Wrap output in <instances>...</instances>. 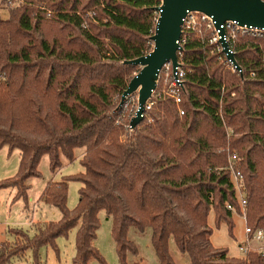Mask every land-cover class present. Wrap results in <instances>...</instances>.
<instances>
[{
	"label": "trees",
	"instance_id": "1",
	"mask_svg": "<svg viewBox=\"0 0 264 264\" xmlns=\"http://www.w3.org/2000/svg\"><path fill=\"white\" fill-rule=\"evenodd\" d=\"M0 16V150L20 151L17 173L0 180V190L16 188L29 201L28 180L39 177L48 154L52 171L62 155L85 170L50 181L40 201L57 207L61 219L37 227L30 236L9 228L15 243L0 242V264H11L77 228L73 264H106L95 246L105 211L113 220L118 256L128 263L139 248L131 228L152 230L159 264H176L174 239L191 264H264L257 251L237 258L215 247L208 216L234 228L241 211L227 170L229 144L243 158L247 223L264 229V36L238 33L232 43L241 72L209 39L191 32L180 61L185 70L180 107L158 99L135 130L117 122L122 98L139 66L124 63L143 56L160 0H2ZM10 1L16 5L11 4ZM235 93V95H233ZM152 118L153 121H149ZM82 183L75 209L68 207L69 182Z\"/></svg>",
	"mask_w": 264,
	"mask_h": 264
},
{
	"label": "rangeland",
	"instance_id": "2",
	"mask_svg": "<svg viewBox=\"0 0 264 264\" xmlns=\"http://www.w3.org/2000/svg\"><path fill=\"white\" fill-rule=\"evenodd\" d=\"M19 1L9 5H16ZM0 16L4 19L9 18L10 10L7 3L0 0ZM149 42V41H148ZM138 67L133 72L132 77L140 71ZM167 71H164L159 81L160 85L164 84V77ZM119 109L116 118L117 122H122L125 129H129L131 119L135 116L138 109V92L131 95L128 100L120 106L121 98L116 97ZM153 121L152 118H148ZM229 144L226 146L228 147ZM231 147V146H230ZM85 152V148L75 149L76 158L73 161L62 155L63 165L56 171H52L50 166L49 155L42 157L39 164V177H32L28 180L30 185L28 204L23 199H15L14 194L11 195L13 188H8L0 193V242L9 240L10 244H14V236L8 233L9 228H21L33 236L37 232V227L48 221H58L61 219V211L52 205L45 204L38 198L50 181H61L65 177L73 176L83 172L85 168L81 164V157ZM20 165V151L15 149L10 152L8 146H4L0 150V179L15 175ZM82 183L76 180L69 182L68 207L75 209L79 203V190ZM41 191V192H40ZM34 197V198H33ZM32 198V199H31ZM25 206L26 208H24ZM100 228L98 230L95 246L99 249L106 264H123L120 260L116 243L112 235L113 220L108 218L105 211L99 215ZM234 228L230 232L227 222L222 221L220 224L216 222L214 209H211L208 216V224L213 229L211 241L215 247L228 249L231 256L242 258L246 254L240 250L239 244L247 240L245 231V218L243 215L234 214ZM76 235L77 228H73L67 235H61L56 239V246L44 245L39 249V259L41 264H73V258L76 254ZM130 238L139 248V253H132L128 256L129 264H159L158 257L152 244V230L147 228L141 232L135 228H131ZM257 246V245H255ZM170 250L175 258L176 264H191L187 254H183L176 245L173 238L170 240ZM11 264H36L35 256L32 250L26 253V256L14 260ZM90 264H102L96 259H92Z\"/></svg>",
	"mask_w": 264,
	"mask_h": 264
},
{
	"label": "water",
	"instance_id": "3",
	"mask_svg": "<svg viewBox=\"0 0 264 264\" xmlns=\"http://www.w3.org/2000/svg\"><path fill=\"white\" fill-rule=\"evenodd\" d=\"M157 32L152 37L154 49L147 55L140 56L124 63L141 67L140 71L130 80L122 94L120 106L138 92V109L131 119V130L144 120L146 103L157 88L163 66L172 62L174 67L179 62L178 52L183 49L179 40L182 34L183 19L188 11H199L213 18L215 26L220 30L223 52L227 58L241 69L236 60L234 51L224 38L226 30L223 24L227 21H236L240 26H254L264 29V0H162Z\"/></svg>",
	"mask_w": 264,
	"mask_h": 264
},
{
	"label": "built area",
	"instance_id": "4",
	"mask_svg": "<svg viewBox=\"0 0 264 264\" xmlns=\"http://www.w3.org/2000/svg\"><path fill=\"white\" fill-rule=\"evenodd\" d=\"M162 2L163 1L160 0L157 7L161 6ZM156 8L154 11L153 25L149 30L150 34L148 49L146 50L144 55L151 53L155 46V42L152 37L157 32V24L159 22V17L161 13V11L157 10ZM223 27L226 30L224 38L228 41L229 45L231 46V49L232 43L235 41L238 33H249L254 36H264L263 28H258L254 26L248 27L246 25L240 26L236 21H227L223 24ZM204 28H207L211 32V37L209 39L210 44H212L217 51L223 52V46L221 44L222 36L220 35V30H218L215 26V21L211 16L199 11H188L186 17L183 19L182 34L179 40L180 45L184 48V44L190 38L191 32L195 31L200 33ZM182 51L183 49L178 52V58L180 63V56L182 54ZM228 61L232 67L233 72H241V69H238L236 66H234L229 59ZM164 71H167V76L164 77V84L162 86L158 82L157 88L153 91L152 97L146 103V111L143 114L144 118L146 116L147 110L151 109L158 99H166L168 97H171L175 100L176 104L179 107V114L181 116L184 115V110L180 107V103L182 102V92L184 89L185 70L183 69L182 64L178 65L177 67H174L172 62H168L163 66V69L161 70L160 79ZM233 95H235V93H233ZM129 128L131 129L130 125ZM222 150H225L228 154V164L226 168L231 173L232 181L236 186L237 197L241 211L238 212L235 206H233L232 204H228L227 207L234 214L236 213L243 215L246 223L245 231L247 234V240L239 244L240 250L243 251L246 255L251 251H257L258 253L264 255V229L259 228L254 230L247 223V198L245 192V181L242 172L243 158L237 150L231 148L230 146L222 148Z\"/></svg>",
	"mask_w": 264,
	"mask_h": 264
},
{
	"label": "crops",
	"instance_id": "5",
	"mask_svg": "<svg viewBox=\"0 0 264 264\" xmlns=\"http://www.w3.org/2000/svg\"><path fill=\"white\" fill-rule=\"evenodd\" d=\"M13 176V175H12ZM8 177H11V176H8ZM8 177H5V178H8ZM0 180H2V179H0ZM6 189H8V188H5V189H1L0 190V193L2 192V191H4V190H6ZM14 190H12V192H11V195H13L14 194V196L16 195V193H17V189L16 188H13ZM42 191H44V189H42ZM41 192V191H40ZM43 193V192H42ZM41 193V194H42ZM41 194H40V196H41ZM40 196L38 197L39 199H40ZM30 197V196H29ZM34 198V197H33ZM32 199V198H31ZM24 208H26L25 206H23ZM95 243V242H94Z\"/></svg>",
	"mask_w": 264,
	"mask_h": 264
}]
</instances>
